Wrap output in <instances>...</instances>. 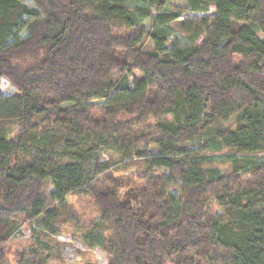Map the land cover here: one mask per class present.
Masks as SVG:
<instances>
[{"label":"trees","instance_id":"16d2710c","mask_svg":"<svg viewBox=\"0 0 264 264\" xmlns=\"http://www.w3.org/2000/svg\"><path fill=\"white\" fill-rule=\"evenodd\" d=\"M173 1L0 0V264L18 216L107 264H264V162L246 158L264 153V0H184L215 16L181 20ZM173 21L191 45L168 46ZM202 143L235 152L230 172ZM73 193L99 211L77 234L59 226ZM48 259L34 243L17 264Z\"/></svg>","mask_w":264,"mask_h":264},{"label":"rangeland","instance_id":"374dc122","mask_svg":"<svg viewBox=\"0 0 264 264\" xmlns=\"http://www.w3.org/2000/svg\"><path fill=\"white\" fill-rule=\"evenodd\" d=\"M24 3L30 8L34 7L29 1H25ZM151 12L152 16L144 19L142 22V26L146 29H150L153 26V16L159 14L155 9H152ZM161 13H177L180 16L179 20L201 17L211 18L215 16V9L213 6H209L206 12L193 13L184 0H174ZM175 24L176 22L173 21L168 25L171 27L172 32L168 46L170 47L175 44L177 47H186L191 45L189 38L181 33ZM21 36H24V33ZM146 49H151L149 43ZM133 76H136V73L129 76L128 80L133 79ZM0 91L3 96H9L15 93V89L5 79L0 80ZM94 103L99 105L100 101H95ZM231 124L232 122H229L227 125ZM7 125L8 128L15 129L13 123ZM189 150L192 153L211 156L213 163H210V166L219 168L222 173L230 172L231 169L227 162V157L228 155L232 156L235 154L234 151L224 150L220 153H211L204 143L200 146L189 147ZM236 155L237 157H243L240 154ZM103 157L105 159L108 155L103 154ZM115 158H118V155H115ZM246 158L250 160V166L252 164H260L264 162V153L254 156L249 155ZM170 193L178 200L176 190H170ZM61 210L63 212L60 215L59 226L62 232L77 234L81 228L88 229L99 221V211L95 207L91 197L80 193L68 195ZM16 222L18 225L16 231L3 246L4 254L11 264H17L20 260L21 253L29 250L34 243L43 245L46 242L49 243V259L47 260V264H107L105 255L98 248L88 251L78 240L66 235L52 236L46 235L42 231L41 235H39L38 232H40V229L37 227L35 220H25L22 216H18Z\"/></svg>","mask_w":264,"mask_h":264}]
</instances>
